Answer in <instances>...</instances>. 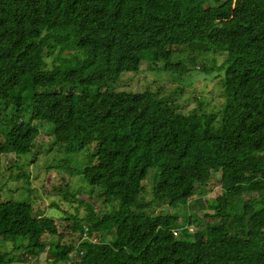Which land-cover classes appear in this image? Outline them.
Segmentation results:
<instances>
[{
    "label": "trees",
    "instance_id": "obj_1",
    "mask_svg": "<svg viewBox=\"0 0 264 264\" xmlns=\"http://www.w3.org/2000/svg\"><path fill=\"white\" fill-rule=\"evenodd\" d=\"M206 55L224 56L217 112L119 84ZM47 123L89 152L85 213L47 234L43 208L0 201V263L264 264V0H0V155L31 152Z\"/></svg>",
    "mask_w": 264,
    "mask_h": 264
},
{
    "label": "rangeland",
    "instance_id": "obj_2",
    "mask_svg": "<svg viewBox=\"0 0 264 264\" xmlns=\"http://www.w3.org/2000/svg\"><path fill=\"white\" fill-rule=\"evenodd\" d=\"M223 60V55L218 57L206 55L198 65V69L202 71H192L181 75L180 78H175L166 71L150 69L136 73L128 72L122 75L119 84L126 85L132 90L141 89V85L145 83L154 84L163 93L177 89L176 99L184 103L183 105L187 104L188 108L196 107L201 100L202 108L207 113L217 112L224 99L221 79L218 76L220 71L217 68ZM48 124L40 128L31 152L21 156L14 153L0 155V201L10 199L32 201L39 209L43 208L44 213L40 220L46 233L51 234L56 222L66 224L63 217L67 214L80 216L85 213L84 209L76 212L78 205L76 199L87 200L91 191L89 184L82 177V171H79L86 162L88 150L65 149L61 137ZM0 139L4 141L2 131ZM217 187V179L211 177L204 189L206 192L216 194ZM145 191L148 198L151 192V177L146 179ZM95 207L101 208L99 202H95ZM153 210L182 214L181 205L170 207L166 202L153 205ZM83 236L91 241H95L97 237L88 236L87 232H84ZM12 246L11 242L0 241V254L12 250ZM17 253L19 252H11L14 258ZM27 258L33 264L44 263V253Z\"/></svg>",
    "mask_w": 264,
    "mask_h": 264
},
{
    "label": "built area",
    "instance_id": "obj_3",
    "mask_svg": "<svg viewBox=\"0 0 264 264\" xmlns=\"http://www.w3.org/2000/svg\"><path fill=\"white\" fill-rule=\"evenodd\" d=\"M83 237H85V236H83Z\"/></svg>",
    "mask_w": 264,
    "mask_h": 264
}]
</instances>
